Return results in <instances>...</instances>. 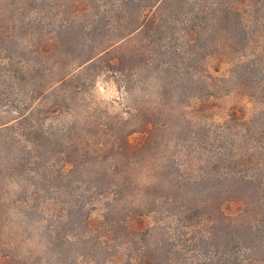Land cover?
<instances>
[{
    "label": "trees",
    "instance_id": "1",
    "mask_svg": "<svg viewBox=\"0 0 264 264\" xmlns=\"http://www.w3.org/2000/svg\"><path fill=\"white\" fill-rule=\"evenodd\" d=\"M0 264H264V0H0Z\"/></svg>",
    "mask_w": 264,
    "mask_h": 264
},
{
    "label": "rangeland",
    "instance_id": "2",
    "mask_svg": "<svg viewBox=\"0 0 264 264\" xmlns=\"http://www.w3.org/2000/svg\"><path fill=\"white\" fill-rule=\"evenodd\" d=\"M210 100L208 111L213 115L214 120L223 119L232 106H242L247 115L252 112V105L248 99L236 93L221 95ZM91 101L96 105L106 106L110 111L114 112L122 110L126 105L127 99L124 92L117 89L112 81L99 78L93 89ZM28 246L32 247L30 244Z\"/></svg>",
    "mask_w": 264,
    "mask_h": 264
}]
</instances>
